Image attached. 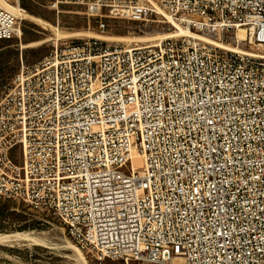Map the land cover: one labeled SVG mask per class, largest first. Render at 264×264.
Returning <instances> with one entry per match:
<instances>
[{"label": "built area", "instance_id": "built-area-1", "mask_svg": "<svg viewBox=\"0 0 264 264\" xmlns=\"http://www.w3.org/2000/svg\"><path fill=\"white\" fill-rule=\"evenodd\" d=\"M0 0V39L22 21ZM193 29L244 28L264 46V0H51ZM23 11H26L22 7ZM162 16V15H161ZM185 37L81 38L23 68L0 97V200L57 215L99 262L264 264V55ZM132 152L143 157L134 169Z\"/></svg>", "mask_w": 264, "mask_h": 264}, {"label": "rangeland", "instance_id": "rangeland-1", "mask_svg": "<svg viewBox=\"0 0 264 264\" xmlns=\"http://www.w3.org/2000/svg\"><path fill=\"white\" fill-rule=\"evenodd\" d=\"M22 1L30 9L29 11L24 8L28 14L66 31H88L109 37L138 38L146 37L150 32L164 33L174 30L173 25L168 23L163 16L154 15L147 22L110 17L106 19L105 30L101 31L98 26L99 23L96 21L97 17L89 14L86 6L66 5L62 7L60 12H57L48 7L51 0ZM195 30L193 31L196 33L200 32ZM203 33L198 34L213 37L232 47L241 45L247 51L264 55V51L255 49L256 45H249L247 42L237 40L236 30L216 32L211 35L207 31L205 32L207 34ZM52 37L48 29L24 20L22 21L21 39L17 37L0 39V97L11 86L23 68L30 67L43 59L55 50V46H61V44L71 40H81V38H70L56 41ZM106 42L124 46L137 44L117 41ZM217 49L219 50V48ZM63 228L65 229V225L53 212L35 209L25 202L0 200V233L33 232L34 234L37 233L36 235L43 240L46 239L44 245L32 244L28 241L0 245V264H84L73 251L65 247L66 232H63ZM67 237L70 239L68 235ZM83 252L88 261L87 264H147L125 258L106 259L99 262L87 252Z\"/></svg>", "mask_w": 264, "mask_h": 264}, {"label": "bare ground", "instance_id": "bare-ground-1", "mask_svg": "<svg viewBox=\"0 0 264 264\" xmlns=\"http://www.w3.org/2000/svg\"><path fill=\"white\" fill-rule=\"evenodd\" d=\"M2 5L13 11L17 17L21 20H27L34 22L35 24H38L46 29H48L51 34L52 38L56 41L63 40V39H70V38H83V37H89V38H97L100 40H105V41H117V42H127L128 44L130 43H137V44H144V43H150V42H160L168 38H179V37H185L191 40H195L197 42L203 43V44H208L210 46L218 47V48H225L227 50H236V51H243L244 48L241 47V45H237V47H232L231 45L225 44L222 41H219L213 37L210 36H205L202 34L194 32L193 28L190 27L189 23L184 21V20H176L174 17L170 16L169 14L165 13L163 10L159 9V14H161L165 20H167L168 23L173 25L174 30L173 31H167L164 33H153L150 32L147 34L146 37H120V36H114V37H109V36H102L100 34L94 33V32H88V31H66L59 29L52 24H49L45 22L44 20L32 16L28 14L26 11H23L22 7H18L16 5H12L8 2H1ZM175 26V27H174ZM196 31V30H195ZM237 40L240 42H244L246 40V32L244 28H238L237 30ZM207 34V33H203ZM211 35L212 33L209 32ZM21 37H22V30H21ZM201 41H199V40ZM216 45V46H215ZM241 48V49H240ZM224 49V50H225ZM255 49L257 51H264V46L261 45H256ZM256 56L258 53H254ZM132 164L134 169L136 168H141L143 166V157L141 154H138L137 152H132ZM63 232L65 233V229L63 228ZM63 233V234H64ZM37 234V233H36ZM34 234L33 232H18V233H0V245H6V244H13V243H18L21 241H28L32 244H37V245H44L45 240H43L40 236ZM43 237V236H42ZM66 237V248L69 250L73 251L84 264H87V259L86 256L83 252V250L74 244L68 237L67 234H65ZM64 238V237H63ZM65 239V238H64ZM63 239V241H64ZM26 243V242H25ZM15 245V244H14ZM52 245V244H51ZM12 246V245H11ZM30 246V245H29ZM80 262V261H79Z\"/></svg>", "mask_w": 264, "mask_h": 264}, {"label": "trees", "instance_id": "trees-1", "mask_svg": "<svg viewBox=\"0 0 264 264\" xmlns=\"http://www.w3.org/2000/svg\"><path fill=\"white\" fill-rule=\"evenodd\" d=\"M21 6L23 7V8H25L26 10H29L30 11V9L29 8H27L25 5H24V3H23V1L21 0Z\"/></svg>", "mask_w": 264, "mask_h": 264}]
</instances>
